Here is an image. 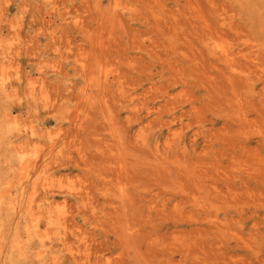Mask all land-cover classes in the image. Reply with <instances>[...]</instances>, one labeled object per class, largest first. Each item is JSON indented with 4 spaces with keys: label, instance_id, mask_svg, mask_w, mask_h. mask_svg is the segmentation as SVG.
I'll return each mask as SVG.
<instances>
[{
    "label": "rangeland",
    "instance_id": "1",
    "mask_svg": "<svg viewBox=\"0 0 264 264\" xmlns=\"http://www.w3.org/2000/svg\"><path fill=\"white\" fill-rule=\"evenodd\" d=\"M0 264H264V0H0Z\"/></svg>",
    "mask_w": 264,
    "mask_h": 264
}]
</instances>
